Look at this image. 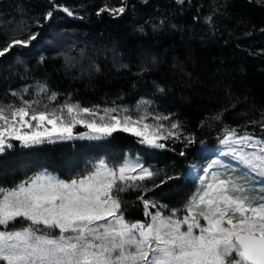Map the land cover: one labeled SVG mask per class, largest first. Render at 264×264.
Segmentation results:
<instances>
[{"label":"snow or ice","instance_id":"6c2138e0","mask_svg":"<svg viewBox=\"0 0 264 264\" xmlns=\"http://www.w3.org/2000/svg\"><path fill=\"white\" fill-rule=\"evenodd\" d=\"M150 3L102 0L94 9L97 17H133L136 42L126 52H114V65L132 76L133 89L168 64L175 44L163 45L176 35L205 45L234 41L249 55L264 58V47L239 43L257 31L264 34V26L239 32L227 24L221 28L233 18L231 0H168L162 8L142 11ZM248 3L264 8V0ZM15 12L19 21L0 12V59L11 57L22 81L0 99V161L21 148L105 141L117 131L132 134L153 152L170 150L176 159L161 167L146 154L105 155L79 171L69 167L66 177L51 164H40L22 179L0 182V264H264V108L242 113L249 118L233 125L227 114L237 109L240 97L226 85L227 102L193 126L168 106L174 87L163 78L152 79L150 91L134 104L118 94L107 103L85 105L74 92L53 88L47 77L28 82V74L48 64L45 54L35 63L31 58L44 26L51 27L61 13L83 19L89 5L48 0L38 16L29 17L31 24L23 4ZM79 55L84 58L85 50ZM57 56L65 67L77 62L66 52ZM190 58V52H175L169 67L191 77ZM170 182L195 188L177 201Z\"/></svg>","mask_w":264,"mask_h":264},{"label":"trees","instance_id":"16d2710c","mask_svg":"<svg viewBox=\"0 0 264 264\" xmlns=\"http://www.w3.org/2000/svg\"><path fill=\"white\" fill-rule=\"evenodd\" d=\"M69 5L86 2L90 14L83 19L68 17L61 13L60 18L51 22V27L45 25L40 38V43L31 52L33 63L40 54L49 57L48 64L41 66L28 74V82L35 77H47L53 88L61 92H74L75 99L85 105L89 103H107L115 100L118 94L123 95V102L134 104L140 95L150 91L152 79H166L174 87L173 94L169 97L168 106L178 110L182 118H187L195 126L206 112L214 110L226 101L225 86L231 85L235 96L240 97V103L235 111L227 114V120L235 124L243 123L249 117L242 115L244 112L255 113L264 108V58H256L246 51L236 47V42L230 41L227 45L223 39L210 40L206 45L198 38L188 35L183 40L179 35L168 38L163 47L175 44L169 48L168 64L148 77L144 83L133 89L130 86L132 76L123 70H118L114 65V52H126L129 45L136 42L131 28L133 17L125 16L123 19H112L108 15L97 17L94 14L96 6L102 0H64ZM113 3L118 0H112ZM168 0H152L142 11H152L153 5L161 8ZM223 2V0H220ZM23 4L26 9L25 19L31 24L29 17H36L47 7L48 0H0V12L15 15L17 21L20 16L15 12V7ZM233 18L224 20L236 32L249 30L255 24L257 28L264 26V8L249 4L248 0H231ZM139 17H137L138 19ZM190 20L191 17H184ZM238 19L244 21L238 24ZM202 34L197 27L196 36ZM227 36V33H225ZM242 45L253 49L264 47V34L258 31L251 37L239 41ZM85 50L86 55L80 58V51ZM69 53L77 58L74 66L65 67L62 57L57 53ZM182 55L191 53L186 71L191 72V77L183 73L174 74L169 65L173 54ZM127 62V55L124 56ZM95 61L102 71H95L92 64ZM243 66L246 71L241 72ZM132 71H135L133 68ZM22 81L15 74V64L12 58L0 59V99H3L9 86L15 87ZM188 98V101L184 99ZM247 97L245 100L244 98ZM63 97L60 98L61 102ZM118 103L120 101H117ZM80 130H84L79 126ZM203 131V130H201ZM215 134H212V138ZM89 147H82L83 145ZM148 155L151 162L163 167L170 165L176 159L170 150L151 151L140 145L137 138L129 133L117 131L105 141H77L75 145L65 143L46 144L29 149H18L0 161V182L22 179L28 169H35L43 164H51V170L66 177L68 168L76 171L83 168L89 160L100 156H122L127 153ZM154 157V158H153ZM71 159V164L69 160ZM171 195L177 201L185 198L194 190L191 183L170 182Z\"/></svg>","mask_w":264,"mask_h":264},{"label":"rangeland","instance_id":"374dc122","mask_svg":"<svg viewBox=\"0 0 264 264\" xmlns=\"http://www.w3.org/2000/svg\"><path fill=\"white\" fill-rule=\"evenodd\" d=\"M233 163H235V162H233Z\"/></svg>","mask_w":264,"mask_h":264}]
</instances>
